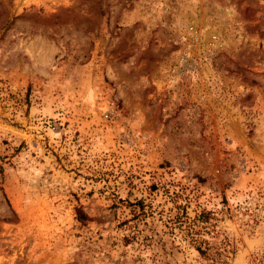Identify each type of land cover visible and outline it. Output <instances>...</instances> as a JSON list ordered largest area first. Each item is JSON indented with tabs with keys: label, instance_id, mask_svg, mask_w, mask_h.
I'll return each mask as SVG.
<instances>
[{
	"label": "rangeland",
	"instance_id": "1",
	"mask_svg": "<svg viewBox=\"0 0 264 264\" xmlns=\"http://www.w3.org/2000/svg\"><path fill=\"white\" fill-rule=\"evenodd\" d=\"M263 251L264 0H0V264Z\"/></svg>",
	"mask_w": 264,
	"mask_h": 264
},
{
	"label": "trees",
	"instance_id": "2",
	"mask_svg": "<svg viewBox=\"0 0 264 264\" xmlns=\"http://www.w3.org/2000/svg\"><path fill=\"white\" fill-rule=\"evenodd\" d=\"M75 220L80 224H85L88 221L86 215L82 213L80 209H75ZM195 250L202 257H208V252L210 247L206 246L201 248L200 246H196ZM256 264H264V251L261 253L260 257L256 260Z\"/></svg>",
	"mask_w": 264,
	"mask_h": 264
},
{
	"label": "built area",
	"instance_id": "3",
	"mask_svg": "<svg viewBox=\"0 0 264 264\" xmlns=\"http://www.w3.org/2000/svg\"><path fill=\"white\" fill-rule=\"evenodd\" d=\"M186 33L188 34V44H187V48L185 49V54H184L185 57L187 56L186 52H188L189 49L193 47L197 43V40H198L197 33L192 27L189 26L186 30Z\"/></svg>",
	"mask_w": 264,
	"mask_h": 264
}]
</instances>
